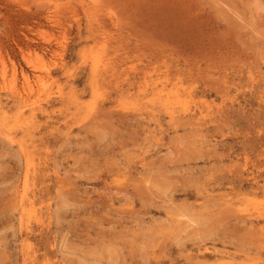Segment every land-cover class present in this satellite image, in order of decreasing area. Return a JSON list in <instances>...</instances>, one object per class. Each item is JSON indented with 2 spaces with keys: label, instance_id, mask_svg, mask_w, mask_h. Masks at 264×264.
Returning a JSON list of instances; mask_svg holds the SVG:
<instances>
[{
  "label": "rangeland",
  "instance_id": "1",
  "mask_svg": "<svg viewBox=\"0 0 264 264\" xmlns=\"http://www.w3.org/2000/svg\"><path fill=\"white\" fill-rule=\"evenodd\" d=\"M0 264H264V0H0Z\"/></svg>",
  "mask_w": 264,
  "mask_h": 264
},
{
  "label": "bare ground",
  "instance_id": "2",
  "mask_svg": "<svg viewBox=\"0 0 264 264\" xmlns=\"http://www.w3.org/2000/svg\"><path fill=\"white\" fill-rule=\"evenodd\" d=\"M225 13V12H224ZM214 87V86H213ZM216 88V87H215ZM226 90V89H225ZM214 92V91H213ZM226 92V91H225ZM217 94V93H216ZM220 95V94H219ZM203 99V98H202ZM205 104V103H204ZM151 116H152V114H151ZM227 117V116H226ZM174 123V122H173ZM186 125H187V123H186ZM22 199V198H21ZM213 240V239H212Z\"/></svg>",
  "mask_w": 264,
  "mask_h": 264
}]
</instances>
